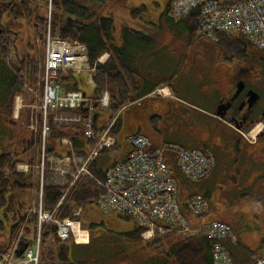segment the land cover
Instances as JSON below:
<instances>
[{
  "label": "built area",
  "instance_id": "1",
  "mask_svg": "<svg viewBox=\"0 0 264 264\" xmlns=\"http://www.w3.org/2000/svg\"><path fill=\"white\" fill-rule=\"evenodd\" d=\"M49 1L50 18L52 8ZM194 10L198 11L197 27L201 38L216 42L222 33L242 36L254 48L264 52V0H233L231 4L216 0H175L171 8L173 16L179 19ZM103 61L104 55L97 58L93 65L90 64L84 44L53 37L48 28L44 45L43 93L36 106L41 113L38 126L42 160L36 164H17L15 169L18 173L37 171L41 174L40 198L26 212L25 220L10 244L3 252L0 251V264H71L68 260L59 259L58 255L51 261L48 253H55L60 244L71 240L75 244L89 242V231L82 227L79 219L82 208L73 209L71 217H57V209L66 193L81 179L91 180L100 189L96 205L101 212L134 220L142 230V240L150 242L171 233H177L181 238L205 237L212 242V264H232L224 242L230 239L236 243L233 231L223 222L204 219L210 210L204 196L192 195L185 203L179 202L178 181L169 164L173 162L186 181L198 182L213 170L214 156L209 150L188 149L177 144L157 147L148 137L135 134L127 139L131 145L127 158L108 168L103 179L90 171V165L98 155L115 143L110 132L115 119L100 133L93 126L95 104L99 110L106 111L111 106V96L107 89L97 98L89 97L80 90H65L60 74L84 73L95 85L96 66ZM163 89L155 93L162 95ZM128 106H123L119 112ZM83 109L86 111L83 112ZM50 121L58 125L83 126L85 139L91 140L93 146L81 163L73 154L70 157L46 156ZM241 135L248 142H254L251 134ZM60 144L71 147L67 138H63ZM44 176L46 185L66 188L64 196L49 211L44 210L42 202ZM75 225L86 233L82 242L78 240ZM25 245V250L18 256V251ZM252 261V264H264V256H255Z\"/></svg>",
  "mask_w": 264,
  "mask_h": 264
},
{
  "label": "crops",
  "instance_id": "2",
  "mask_svg": "<svg viewBox=\"0 0 264 264\" xmlns=\"http://www.w3.org/2000/svg\"><path fill=\"white\" fill-rule=\"evenodd\" d=\"M6 24L7 21L2 18L0 25L6 26ZM13 30L19 34V42H21L19 43V59L29 61L37 53V49L33 44L31 45V27L26 22L19 21L14 23ZM144 35L153 39V33H144ZM127 54L132 58L128 59L130 70L137 72L131 77L135 84L146 87L154 86V88L149 94L140 98L131 93L134 101L117 116L113 124L115 131L111 134L115 139L114 146L103 150L107 151V154L102 155V151L98 155L93 162L94 164H91L92 169L105 174V171L112 165L124 161L131 152V145L127 139L130 135L135 134L148 137L154 146L178 144L189 149L209 150L214 156V168L207 178L198 182L186 181L175 169V164L173 162L169 163L170 167L175 169V177L178 181L177 197L179 202L185 203L189 197L196 194L203 195L208 200L210 210L204 219L206 221H220L227 224L236 237V243L230 239L224 242L233 264H247L255 256H264V237L261 238L258 234H247L242 229L243 221L241 216L251 215V209L248 204L239 200L248 196V191L259 196L264 195V117L258 121L255 128L251 130H249V127V129H242L249 130L251 134L256 136V142L249 143L232 126L233 123L218 114V108L222 101L221 92L223 90L226 91L227 88L229 89L231 84H226L224 88H219L216 89V92L209 93V90L214 85L213 83L210 84V81L217 74L218 66L221 65L224 71H229L232 67L229 64L216 63L210 69L209 66L206 67V64H203L201 60H197L193 56L195 54L193 53V49L187 52L183 48H162L158 46L132 47L128 49ZM103 55V63H105L110 58V54L104 53ZM0 60H2L1 55ZM40 61L41 64L37 74L36 71L29 68V72L26 73L27 79L24 81L28 89H31L30 91L35 90V94L30 98L24 89L27 95L26 98H28L31 104L35 103V100H39L42 96L41 79L43 75L44 52ZM7 69V63L0 64V79H9L12 76L6 72ZM261 71H264L262 64ZM257 76L258 73H255L253 82L249 86L258 92L257 94H259L261 99L253 117H256L264 109V74L262 73L260 79H257ZM63 86L65 90L76 87L88 96H98L95 85L87 79L86 74H71L69 80L64 81ZM162 88H164L162 95L155 93L156 90ZM163 92H165V95H163ZM6 93L10 100V90L7 89L3 93L1 90L0 102H2L1 96ZM19 94L15 95L14 100ZM185 94H191L196 98L201 97V99L196 102L190 100ZM9 100H6L3 105L0 104L2 106L1 109L6 107ZM110 113L111 115L109 116ZM116 113L113 110H108L103 116H98L95 122L96 129L104 130L106 126L112 123ZM35 118L36 120L31 124V137L17 141L18 143L13 145L15 147L11 151H8L13 153V155L15 153L14 157L19 160L18 164H34L35 161L33 159L38 155L40 145V138L37 133L38 120L40 119L39 112H37ZM30 119L32 120L31 117ZM33 132H36L37 136L33 135ZM82 139L81 149L87 153L90 151L93 142L85 138ZM59 147L61 148V146ZM3 152L7 151L0 148V154ZM105 155L112 158L109 164H106V161L103 159L99 160L101 156ZM92 173L95 174L94 172ZM25 176L28 178L25 186L22 187L15 183L11 189L12 191L9 193V201L7 202L10 203L11 210L0 213V219L4 224L2 231H0V243L3 242V244H0L1 247L9 239L10 227L19 221V214L25 213L35 201L38 189L35 179L33 178V174ZM203 181L206 182L201 185H204V187H199L198 183H202ZM26 192L27 196L24 201L21 195ZM88 204L92 203H87L86 205ZM85 206H82V215L84 214ZM241 207H244L245 211L242 212ZM255 211L260 214L264 213L262 209ZM183 212L189 217L186 210ZM4 214L7 215L8 222L5 221L6 216ZM110 216H117L121 219L119 220L120 222H117L119 229L116 231L125 233L137 227L136 222L130 218L122 217L118 214H110ZM122 219L130 222L127 223ZM83 224L88 227L91 226V224ZM177 240H179L178 235H168L166 238H163L162 245L158 248L157 253L169 250ZM68 245L71 248L74 246H85V244L75 243H69ZM114 263L116 262H112L111 264ZM142 263H145V260ZM142 263L138 262V264Z\"/></svg>",
  "mask_w": 264,
  "mask_h": 264
},
{
  "label": "trees",
  "instance_id": "3",
  "mask_svg": "<svg viewBox=\"0 0 264 264\" xmlns=\"http://www.w3.org/2000/svg\"><path fill=\"white\" fill-rule=\"evenodd\" d=\"M75 1V0H74ZM91 2H108L110 0H89ZM223 4H231L233 0H216ZM40 2L50 4L49 0H0V20L4 18L7 21L6 26L0 25V55L2 60L0 64H8L6 72L12 76L8 79H0V91L2 93L7 89L10 90V100L6 107L0 110L10 112L12 110L13 100L16 94L21 93L25 89L24 81L29 68L38 72L41 64V56L44 52V39L48 28L53 37H58L71 42L84 44L87 49V55L90 64L93 65L95 60L102 54H110V58L105 63L97 64L94 74V83L98 96L104 89H107L111 96V106L109 110L114 113L119 108L134 101L133 93L140 98L149 94L153 87L144 85H136L133 78L137 72L130 70L128 59H132L127 54L129 48L132 47H148L154 46L153 39L131 28L123 27L118 37L114 34L116 24L110 17H100L94 21L93 15L98 14L90 11L89 7L84 6L78 1L73 0H51V16L49 18V10L40 6ZM170 11V4L167 6ZM198 11L194 10L187 17L180 20L168 19L174 25H182L190 34L198 32L197 27ZM23 21L31 27V45L37 49L35 56L28 60L19 59V34L13 30L14 23ZM199 33V32H198ZM200 35V34H199ZM201 37V36H200ZM28 39V37H27ZM217 45L226 47L233 55L227 56L231 61L234 58L243 61L258 60L264 67V52L254 48L246 38L242 36H229L227 34H219ZM248 56V57H247ZM29 66V67H28ZM44 70V64H43ZM24 73V74H22ZM71 74L61 73L62 83L69 80ZM43 77V75H42ZM41 84L42 79H41ZM70 90H78L76 87ZM96 97V98H97ZM95 98V97H94ZM104 111H99V116H103ZM94 129L100 133L103 129ZM115 127L112 126L110 132L114 133ZM68 138L74 149V154L79 163H81L87 153L81 149V140L84 138V128L82 125H58L50 121V135L46 140V154L62 157L71 155L69 147L60 148V141ZM71 148L72 152L73 149ZM15 155V153H14ZM11 152H3L0 154V211L2 212L8 201V196L15 183L25 186L27 177L16 172V165L19 163ZM94 164V163H93ZM95 175L103 179L104 173L96 172L90 166ZM28 176V175H27ZM30 176V175H29ZM66 188L64 186L46 185L43 193L44 210H53L58 204L62 196H64ZM100 195L94 182L87 179H81L66 193L62 204L57 209V217L60 219L71 217L73 209L82 208L87 203H96ZM83 206V207H82ZM24 218L22 219V222ZM1 224V220H0ZM90 231V242L94 240L92 225L86 227ZM19 230V223L10 227L9 238L15 237ZM142 230L135 227L133 230L123 233L130 242H142ZM14 235V236H13ZM13 236V237H12ZM168 236V235H167ZM157 238L152 242H145V249L153 252V255L144 264H212V242L205 237L180 238L169 250L157 253L158 248L162 245L163 238ZM73 241H70L72 244ZM64 245L63 249L55 253L49 252V260H54V256L58 255L59 259L68 260L71 264H80L73 255L70 254L71 246ZM263 257V256H261ZM231 258V256H230ZM149 261V262H148ZM250 260L247 264H252Z\"/></svg>",
  "mask_w": 264,
  "mask_h": 264
},
{
  "label": "rangeland",
  "instance_id": "4",
  "mask_svg": "<svg viewBox=\"0 0 264 264\" xmlns=\"http://www.w3.org/2000/svg\"><path fill=\"white\" fill-rule=\"evenodd\" d=\"M75 1H78L84 6L89 7L92 13H94L95 11L96 13L100 14L99 16H106L113 19L116 24V31L114 33L116 37L119 36L123 27L131 28L133 30L140 31L146 34L153 33L152 38L154 46L162 48H183L187 52L193 49V53H195L193 56H195L197 60H201L203 64H206V67L209 66L210 69L212 67L211 64L213 63V66H215L216 63H223L224 65H228L231 62V71L234 72V75L238 79H243L248 73V67L245 62L249 63V61L245 60L244 62L242 59L237 58H234L230 61L227 56H231L233 54L226 47H221L217 45L216 42H213L209 39L201 38L198 32L191 35L188 30L186 31L183 24L174 25L169 22V20H167L165 16L162 17V14L166 7V2L168 0H111L104 3H94L89 0ZM40 6H43L44 8L49 10V5L45 2H40ZM137 9L144 13L145 17L131 16L130 11ZM93 20L96 21V18ZM196 54L198 55L196 56ZM214 76L212 78L213 80L210 81V84H214L212 89L209 90L210 94L216 92V89L221 88V83L218 80L216 81ZM25 90L30 98L35 94V90L30 91L31 89H28L27 84H25ZM185 96H188L190 100L196 102L201 99V97L196 98L191 94H185ZM26 97L27 95L23 90V92L20 93L13 101V109L10 110V112H6V110H0V148L7 152L11 151L15 147L13 145L15 143H18L17 141L23 138H30L32 135L31 124L34 123V121L36 120L35 116H37V112H39L36 106L38 105L40 99H36V102L34 104H31V102ZM1 98V105H3L6 100H9V96H7V93L2 95ZM7 114L9 115L7 116ZM110 115L111 113L109 114V116ZM30 117L32 118V120L30 119ZM256 124L257 123L249 127L250 129H248L251 130L255 128ZM249 130L242 131L245 135H248L251 132ZM37 133L41 141V134L39 130ZM37 133L33 132V135L37 136ZM61 147L64 148L63 146ZM40 148L41 143L39 145L38 155L35 156L33 154L35 156L33 159L35 161L34 164L40 163L42 160ZM104 154H107V151H103L102 155ZM46 156L48 157L50 155L46 154ZM100 159L105 160L106 164H109L112 160V158L108 157L107 155L101 156L99 160ZM31 174H33L35 184L38 188L36 191V198L34 200L39 201L40 196L38 197V195L40 192L41 174L37 171H34ZM46 183L47 179L45 177L44 187L46 186ZM205 183L206 182L203 181L202 183H198V185L199 187H204V185H201ZM247 194L248 196L241 198L244 200L239 199L240 201L248 204L249 208L251 209V215L241 216V219L243 221L242 229L247 234H258L262 238L264 237V213L260 214L255 210L262 209L264 211V195L259 196L256 194H252L249 191ZM21 196L22 200L25 201L27 192L22 194ZM31 207L32 205L30 206V208ZM241 210L242 212L245 211L244 207H241ZM32 219L34 220L33 215ZM119 220L121 219L117 216H110L102 213L95 203L86 205L84 208V214L80 216V221L82 223L92 225V231L95 238L91 244L72 247L70 249V254L73 255V257H75V259L79 261L80 264H111L112 262H116L114 264H138L139 261L142 263L144 260L145 262L149 260V258L153 255V252L149 249H145V242H130L124 236V232L116 231L119 229V224L117 223L120 222ZM122 220L127 223L130 222L125 219ZM20 227L21 226H19V228ZM243 231L241 230L242 233ZM0 244H3V242Z\"/></svg>",
  "mask_w": 264,
  "mask_h": 264
},
{
  "label": "flooded vegetation",
  "instance_id": "5",
  "mask_svg": "<svg viewBox=\"0 0 264 264\" xmlns=\"http://www.w3.org/2000/svg\"><path fill=\"white\" fill-rule=\"evenodd\" d=\"M174 1L175 0H168L166 2V7L162 14V17L165 16L167 20L176 19L173 16L172 11H171ZM73 2L75 1L73 0ZM169 4H170V11L167 10V6ZM142 8H145V7H142ZM130 14L133 17H145V14L142 13L139 9L131 10ZM99 15H100L99 13L93 15L92 19L104 17V16H99ZM230 64L232 63L230 62ZM245 64L248 67L247 68L248 73L245 75L243 79H238L234 75V72L231 70L229 71L222 70L221 65L218 66L217 74L214 76L215 79H217L221 83V88H224L226 84H231V87L229 89L227 88L226 91L223 90L221 92L222 101H221L219 108L222 105V108L220 109L221 115L227 118L231 123H233L232 125L236 127H240V129H248V127L250 126L249 125L250 122L258 123L257 121H260V119L264 117V109L260 111V113L256 117H253L256 110L258 109V105L261 100L260 97L258 98L255 104L249 102L250 92L253 91L256 94L258 93L256 90L249 87L250 84L253 82V79H254L253 76L255 73H258L257 79H260L262 76V73L264 74V71H261V64L258 60L249 61V63L245 62ZM213 65L214 63L211 64L212 67ZM257 95L259 96V94ZM10 210H11V205L10 203L7 202V205L5 206L3 213H5L6 211H10ZM3 213H2V216H3ZM4 215L6 216L5 221L8 222L7 215L6 214ZM3 227H4V224L1 222L0 231H2Z\"/></svg>",
  "mask_w": 264,
  "mask_h": 264
},
{
  "label": "water",
  "instance_id": "6",
  "mask_svg": "<svg viewBox=\"0 0 264 264\" xmlns=\"http://www.w3.org/2000/svg\"><path fill=\"white\" fill-rule=\"evenodd\" d=\"M258 98H259V96H258L256 93H254L253 91L250 92V98H249V102H250V103L255 104V103L257 102ZM95 107H97V104H95ZM221 108H222V105H221V107L218 109V114H220V115H221V112H220V109H221ZM82 111L85 112L86 109H83ZM97 118H98V112H95L94 117H93V121H94V123L96 122ZM257 122H258V121H257ZM254 124H255V123L250 122V123H249V125H250L249 127L253 126ZM237 128L240 129V127H237ZM63 247H64V246L61 245V246L59 247V249L61 250V249H63ZM25 248H26V245H25L21 250L18 251V256H20V255L23 253V251L25 250Z\"/></svg>",
  "mask_w": 264,
  "mask_h": 264
},
{
  "label": "bare ground",
  "instance_id": "7",
  "mask_svg": "<svg viewBox=\"0 0 264 264\" xmlns=\"http://www.w3.org/2000/svg\"><path fill=\"white\" fill-rule=\"evenodd\" d=\"M75 231L77 232L78 234V240L80 242L83 241V239H85L84 237L86 236V233H84V231L82 229H78V227L75 225Z\"/></svg>",
  "mask_w": 264,
  "mask_h": 264
}]
</instances>
